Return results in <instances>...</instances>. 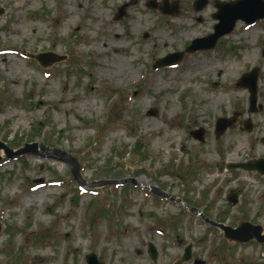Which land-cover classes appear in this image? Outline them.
Listing matches in <instances>:
<instances>
[{"label":"rangeland","instance_id":"obj_1","mask_svg":"<svg viewBox=\"0 0 264 264\" xmlns=\"http://www.w3.org/2000/svg\"><path fill=\"white\" fill-rule=\"evenodd\" d=\"M152 1L173 15L146 0H0V141L75 156L84 184L56 156L7 159L0 150V264H87L90 254L102 264H174L188 245L185 264H264V244L229 243L148 191L184 200L214 222L264 230V176L227 168L264 158V19L238 21L215 49L156 68L213 35L216 4L236 0H208L199 12L194 0ZM45 53L66 61L43 68L28 57ZM254 68L251 113L249 91L237 84ZM220 118L233 124L217 137ZM201 130L203 143L190 135ZM126 178L136 185L90 187Z\"/></svg>","mask_w":264,"mask_h":264},{"label":"water","instance_id":"obj_2","mask_svg":"<svg viewBox=\"0 0 264 264\" xmlns=\"http://www.w3.org/2000/svg\"><path fill=\"white\" fill-rule=\"evenodd\" d=\"M139 0H130L131 4L136 3ZM208 4L207 0H196L194 3V10L196 12H199L205 8V6ZM148 7L152 10H160L165 15H171L173 14V8L168 7L167 4H165V7H158L156 2L154 1H148ZM216 8L218 10L217 14L214 15V19L219 21V24L215 26L214 30L215 33L213 35H210L204 39L195 40L189 47H187L184 52L176 53L173 55L167 56L165 59H162L157 62L156 66L158 68H164L176 65L180 63L183 59V57L186 54H192L197 51H208L215 48L217 41L228 34L232 32V30L235 27V24L237 21H243L247 25H252L258 20L264 19V1L263 0H237L236 2L229 3V4H223V3H217ZM235 8L238 12L237 14L231 18L230 21H228V13L231 9ZM256 11V13H255ZM264 56V51H263ZM30 58L36 60L40 66L43 68H49L53 64L61 63L66 60L65 56H59L53 53H45V54H39V55H30ZM258 69L254 68L250 73H247L242 76V78L238 82V86H241L243 88H246L249 90L250 93V112H256V104H257V77H258ZM154 114H156L154 112ZM153 114V115H154ZM233 121L227 120L225 118H221L216 123V129L215 134L217 137H219L222 133L226 131V129L230 126H232ZM244 128L247 132L251 131V124L247 122L244 125ZM191 135L199 140L200 142H204L203 136H204V130H201L199 132H193ZM262 144H264V138L261 140ZM0 150H4L6 157L8 159H13L15 157H19L25 154H39L43 153L46 155H53L57 158L69 163L71 167V173L76 181H78L80 184H83L78 171V164L76 160L71 157L69 154L55 149L43 146L39 143H33V144H25V146L17 151H13L7 146L0 142ZM1 160V156H0ZM229 170H243V171H255L260 175L264 176V159H253L248 161L247 163H241V164H230L227 166ZM131 183L133 185H136V182L131 179L123 180L121 182H112V181H103L98 184H91V187L96 186H106V185H122V184H128ZM149 190H152V188H148ZM153 192L156 195H159L165 199L171 200L173 202L180 203L188 212L191 214L200 217L204 222L209 224L210 226L216 227L219 230H221L224 234V238L228 240L229 242L237 243V244H244L248 243L252 240L257 241L260 244L264 243V230L261 226H255L249 222L241 221L236 228H232L230 226H226L224 224L216 223L211 220H209L207 217H205L202 212L187 206L182 200L172 197L165 192H162L160 190L154 189ZM229 203L235 205L237 200L235 196H230L228 198ZM1 231V227H0ZM150 256L152 260L157 259V251L153 246H150L149 249ZM192 259V252L191 247L187 246L184 250L183 256L177 260L174 264H184ZM87 264H102L97 260V257L94 254H90L87 256ZM197 264V263H196Z\"/></svg>","mask_w":264,"mask_h":264},{"label":"bare ground","instance_id":"obj_3","mask_svg":"<svg viewBox=\"0 0 264 264\" xmlns=\"http://www.w3.org/2000/svg\"><path fill=\"white\" fill-rule=\"evenodd\" d=\"M119 35H116V37L115 38H117V39H120V37H118ZM169 40V42H172V39H168ZM222 71V70H221ZM223 72V71H222ZM262 93H264V91L262 90L261 91Z\"/></svg>","mask_w":264,"mask_h":264},{"label":"trees","instance_id":"obj_4","mask_svg":"<svg viewBox=\"0 0 264 264\" xmlns=\"http://www.w3.org/2000/svg\"><path fill=\"white\" fill-rule=\"evenodd\" d=\"M31 142V141H30ZM23 147V146H22ZM21 146L19 148H22ZM19 148H16V149H19ZM204 214L207 216V214L204 212Z\"/></svg>","mask_w":264,"mask_h":264}]
</instances>
